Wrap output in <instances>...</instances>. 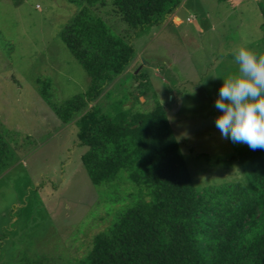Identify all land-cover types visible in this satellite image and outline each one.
I'll use <instances>...</instances> for the list:
<instances>
[{"label": "rangeland", "instance_id": "1", "mask_svg": "<svg viewBox=\"0 0 264 264\" xmlns=\"http://www.w3.org/2000/svg\"><path fill=\"white\" fill-rule=\"evenodd\" d=\"M264 0H184L166 21L134 38L136 58L101 96L110 107L148 112L160 102L197 186L245 182L232 160L246 144L222 138L214 104L223 78L235 74L233 51L262 46ZM73 0H0V128L10 131L15 162L0 176V264L48 254L51 264H78L93 236L132 203L130 181L96 185L82 160L76 119L63 123L40 92L52 84L58 103L90 84L60 34L78 13ZM114 31L125 24L104 12ZM109 214V215H107Z\"/></svg>", "mask_w": 264, "mask_h": 264}, {"label": "trees", "instance_id": "2", "mask_svg": "<svg viewBox=\"0 0 264 264\" xmlns=\"http://www.w3.org/2000/svg\"><path fill=\"white\" fill-rule=\"evenodd\" d=\"M19 1V0H16ZM81 5L60 36L84 66L90 84L58 103L50 81L40 92L63 123L76 119L83 163L96 185H130L132 203L96 233L78 264H264V150L248 146L245 182L197 186L165 107L125 108V96L99 104L136 58L134 38L166 21L184 0H73ZM264 32V2L260 3ZM104 12L125 24L114 31ZM255 52L264 53L262 46ZM10 131L0 128V176L15 162ZM109 215V214H107ZM48 254L21 255L20 264H51Z\"/></svg>", "mask_w": 264, "mask_h": 264}, {"label": "clouds", "instance_id": "3", "mask_svg": "<svg viewBox=\"0 0 264 264\" xmlns=\"http://www.w3.org/2000/svg\"><path fill=\"white\" fill-rule=\"evenodd\" d=\"M233 60L238 71L218 90L215 127L222 138L264 150V53L239 47Z\"/></svg>", "mask_w": 264, "mask_h": 264}]
</instances>
